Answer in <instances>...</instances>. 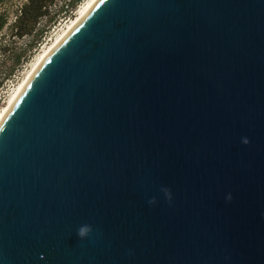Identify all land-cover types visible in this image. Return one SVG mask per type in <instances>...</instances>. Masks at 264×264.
<instances>
[{"label":"water","instance_id":"95a60500","mask_svg":"<svg viewBox=\"0 0 264 264\" xmlns=\"http://www.w3.org/2000/svg\"><path fill=\"white\" fill-rule=\"evenodd\" d=\"M0 264H264V0H98L0 124Z\"/></svg>","mask_w":264,"mask_h":264},{"label":"rangeland","instance_id":"374dc122","mask_svg":"<svg viewBox=\"0 0 264 264\" xmlns=\"http://www.w3.org/2000/svg\"><path fill=\"white\" fill-rule=\"evenodd\" d=\"M87 0H81L75 9L65 12H60L56 15L52 22H48L49 16L43 18L40 21V28L46 26L47 31L41 38L40 43L35 48L29 49V42L32 40V36L15 37L11 35L10 25L15 21L19 9L26 0H10L4 4H0V12L7 15V24L4 26L0 33V79L4 77L5 73L13 65L15 57L18 54L25 53L23 56L21 65L14 72L11 78L4 80L0 87V111L7 104L11 95L19 87L22 80L27 75L28 70L35 63L36 59L43 52L46 46H48L59 33L67 26V24L75 17L79 8ZM63 1L55 0L51 5L50 11L53 15L61 10ZM2 46L6 47V50L2 49Z\"/></svg>","mask_w":264,"mask_h":264},{"label":"trees","instance_id":"16d2710c","mask_svg":"<svg viewBox=\"0 0 264 264\" xmlns=\"http://www.w3.org/2000/svg\"><path fill=\"white\" fill-rule=\"evenodd\" d=\"M10 0H0V4H4ZM55 0H26L21 6L16 16L15 21L10 25L11 35L15 37L32 36V40L29 42V49L36 47L40 43L41 38L47 31L46 26L40 28V21L49 16L48 22H52L56 15L60 12L67 14L77 7L81 0H62L63 4L61 10L53 15L51 14L50 8ZM7 15L0 12V33L4 26L7 24ZM2 49L6 50L5 46ZM25 53L16 55L13 65L5 73L4 77L0 79V87L4 80L11 78L14 72L21 65V61Z\"/></svg>","mask_w":264,"mask_h":264},{"label":"bare ground","instance_id":"6f19581e","mask_svg":"<svg viewBox=\"0 0 264 264\" xmlns=\"http://www.w3.org/2000/svg\"><path fill=\"white\" fill-rule=\"evenodd\" d=\"M98 0H87L78 10L75 17L67 24V26L59 33V35L53 40L48 46L45 47L43 52L36 59L35 63L28 70L27 75L22 80L19 87L15 90V92L11 95L7 104L0 111V124L7 116L18 97L22 93L23 89L26 87L34 73L37 71L39 66L42 64L44 59L55 49V47L62 41V39L68 34V32L87 14L89 9L97 2Z\"/></svg>","mask_w":264,"mask_h":264},{"label":"clouds","instance_id":"9594fccd","mask_svg":"<svg viewBox=\"0 0 264 264\" xmlns=\"http://www.w3.org/2000/svg\"><path fill=\"white\" fill-rule=\"evenodd\" d=\"M242 143L248 144L249 143V140L247 138H242ZM228 198L231 199L230 196ZM89 231H90V227L89 226H82L78 230V235L80 237H84Z\"/></svg>","mask_w":264,"mask_h":264}]
</instances>
